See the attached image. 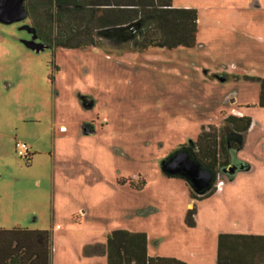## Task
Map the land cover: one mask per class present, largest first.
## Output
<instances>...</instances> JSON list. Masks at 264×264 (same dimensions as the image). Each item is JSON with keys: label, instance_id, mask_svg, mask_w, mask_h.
<instances>
[{"label": "rangeland", "instance_id": "374dc122", "mask_svg": "<svg viewBox=\"0 0 264 264\" xmlns=\"http://www.w3.org/2000/svg\"><path fill=\"white\" fill-rule=\"evenodd\" d=\"M171 4L196 10L195 45L50 48L30 17L0 19V228L47 229L50 264H108L92 248L118 229L187 264H217L221 233H264L251 203L264 198V0ZM239 114L251 118L236 151L248 171L229 180L217 167L225 186L202 198L162 171L202 131L217 147Z\"/></svg>", "mask_w": 264, "mask_h": 264}, {"label": "trees", "instance_id": "16d2710c", "mask_svg": "<svg viewBox=\"0 0 264 264\" xmlns=\"http://www.w3.org/2000/svg\"><path fill=\"white\" fill-rule=\"evenodd\" d=\"M26 16L32 19L36 38L46 47L77 48L99 46L101 41L128 44L132 50L153 46L174 48L196 43L197 12L174 7L171 0H24ZM258 105L264 107V76L260 79ZM218 145L211 134L200 132L183 148L199 165L212 173L209 189L193 198H202L215 189L216 168L229 165L232 177L247 163L236 157L244 134L251 125L246 115H228ZM223 129V128H222ZM215 138V137H214ZM209 143L210 148L204 144ZM222 154L223 161L217 156ZM169 176V175H167ZM194 209L188 210L190 220ZM144 232L113 230L95 249L104 253L108 264H187L172 257H152ZM51 234L45 229L0 228V264H50ZM217 264H264V235L221 233L217 241Z\"/></svg>", "mask_w": 264, "mask_h": 264}, {"label": "water", "instance_id": "95a60500", "mask_svg": "<svg viewBox=\"0 0 264 264\" xmlns=\"http://www.w3.org/2000/svg\"><path fill=\"white\" fill-rule=\"evenodd\" d=\"M23 1L0 0V19L10 22L25 17L26 11ZM161 168L166 175L184 177L197 193H202L209 189L213 183L212 173L201 167L184 149L177 150L164 159L161 163ZM226 169L234 171V167L231 165Z\"/></svg>", "mask_w": 264, "mask_h": 264}, {"label": "crops", "instance_id": "0c3cea01", "mask_svg": "<svg viewBox=\"0 0 264 264\" xmlns=\"http://www.w3.org/2000/svg\"><path fill=\"white\" fill-rule=\"evenodd\" d=\"M240 114L238 116H240ZM250 168H251V165L247 163V167L245 169H242V170L243 171H248ZM236 175H237V172H235L232 177H228V179L229 180H233ZM249 177H252V176H249ZM224 186H225V183H223V187ZM251 199H252L251 203L256 204L258 210H260L258 212V214H260V217L263 216V218H264V198L262 200H259L258 197L251 196ZM21 228H27V229H45V228H35V227H27V226L26 227H21ZM45 230H47V229H45ZM252 235H264V233H261V234H252Z\"/></svg>", "mask_w": 264, "mask_h": 264}, {"label": "built area", "instance_id": "2783aa9c", "mask_svg": "<svg viewBox=\"0 0 264 264\" xmlns=\"http://www.w3.org/2000/svg\"><path fill=\"white\" fill-rule=\"evenodd\" d=\"M65 128L63 126L60 127V130H64ZM15 147L18 150V152L20 153V155L22 154V156L25 157V159L27 161L30 160V153H29V147L23 143V142H15ZM223 183V181L221 179H219L218 176H216V182H215V188L221 186Z\"/></svg>", "mask_w": 264, "mask_h": 264}, {"label": "flooded vegetation", "instance_id": "af4514ba", "mask_svg": "<svg viewBox=\"0 0 264 264\" xmlns=\"http://www.w3.org/2000/svg\"><path fill=\"white\" fill-rule=\"evenodd\" d=\"M184 149V148H183ZM185 150V149H184ZM172 155V154H171ZM224 171H228L226 168H223ZM227 176H228V173L226 172Z\"/></svg>", "mask_w": 264, "mask_h": 264}]
</instances>
